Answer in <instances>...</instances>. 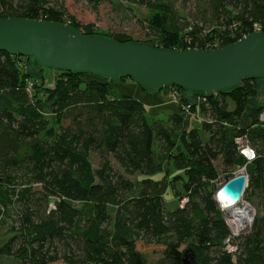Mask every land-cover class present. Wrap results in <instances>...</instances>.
Masks as SVG:
<instances>
[{"label":"trees","instance_id":"1","mask_svg":"<svg viewBox=\"0 0 264 264\" xmlns=\"http://www.w3.org/2000/svg\"><path fill=\"white\" fill-rule=\"evenodd\" d=\"M88 1L97 6L102 0ZM124 1L152 13L144 28L153 41L142 44L156 48L218 49L251 34L254 25L264 33V0H193V22L177 0ZM0 18L71 20L70 28L99 36L93 25L68 15L65 0H0ZM109 39L132 43L123 34ZM29 59L0 51V94L12 103L0 106V224L9 206H19L16 227L0 243V260L183 264V252L192 249L199 264H264V102L252 103L264 92L258 83L264 78H245L210 95L163 87L155 91L182 92L177 111L151 116L139 99L119 90L129 80L146 91L128 77L51 69L53 85L47 86L27 71ZM187 104L202 116L197 126L187 121ZM242 135L255 152L251 161L234 143ZM217 160L225 172L245 168L244 199L256 203L250 228L238 236L214 199ZM133 175L138 180L127 178ZM169 190L181 203L171 209L164 199ZM147 254L161 257L150 263Z\"/></svg>","mask_w":264,"mask_h":264},{"label":"water","instance_id":"2","mask_svg":"<svg viewBox=\"0 0 264 264\" xmlns=\"http://www.w3.org/2000/svg\"><path fill=\"white\" fill-rule=\"evenodd\" d=\"M0 51L31 57L43 68L81 71L108 80L125 76L146 91L176 86L210 95L237 87L245 78H264L261 31L218 49L175 51L85 35L66 23L0 18ZM246 187L247 174L241 171L224 178L214 199L222 195L232 205ZM182 263L199 264L192 249L183 252Z\"/></svg>","mask_w":264,"mask_h":264},{"label":"rangeland","instance_id":"3","mask_svg":"<svg viewBox=\"0 0 264 264\" xmlns=\"http://www.w3.org/2000/svg\"><path fill=\"white\" fill-rule=\"evenodd\" d=\"M195 2L193 0H177V8L180 9L181 14L186 13L188 18L187 21H192V18L196 14V7H195ZM65 7L67 10L68 15L77 23L80 25H88L91 24L93 25V31L97 35L101 36H106L111 38L114 35H126L127 38L131 40V42L135 43H144V42H152L153 38L148 37V30H146L144 27L146 26V20L151 16V12L146 9L144 6H139L135 4H129L126 3L124 0H102L97 6H95L92 2L88 0H65ZM185 17V15H184ZM71 20L67 21V24L70 23ZM193 22V21H192ZM188 31V30H187ZM186 31H183L185 33ZM24 63V61H23ZM26 64V62H25ZM34 62V60L29 59L27 61V71L30 72L33 77H39L43 76L44 77V85L46 84L47 86H52L53 85V78L55 75V71L51 70L49 68H44L43 70L40 69L39 66H37ZM42 74V75H41ZM122 83L121 81H116L115 84L119 85ZM258 83L260 85L259 88L264 86V81L258 80ZM126 87H122L119 89L122 92H125V88H129L130 91H126L128 94H131L132 87L131 84L129 83V80L125 83H123ZM150 93H154V91H150ZM160 93L163 95H167L166 98L169 99L170 102L174 103L176 105V102L173 101L172 99V94L173 91L171 89H167L166 91H160ZM135 93H132L134 96ZM179 94H182L180 92ZM194 100H196L197 96L191 95ZM190 96V97H191ZM7 98L3 95L0 94V106L3 107L7 105L6 102ZM192 101V100H191ZM264 102V92L262 95L258 98H255L252 100L253 104H256V106L260 103ZM249 106L246 108L248 110ZM43 111L45 113H49V109L46 105L43 106ZM166 115V113H164ZM194 118V117H193ZM197 120H201V117L194 118ZM246 122V114L244 113V118ZM196 123V126H197ZM191 126H193L191 124ZM92 165L94 168L97 167L98 163V158L94 155L90 157ZM113 168L116 171L120 172V168L118 165L114 162L111 161ZM217 170L219 172V178L217 182V186L220 185L224 178L229 176H234L236 173H238L242 168H237L233 171L230 172H225L223 165L220 160H217L215 162ZM246 173V171H245ZM170 175H173L170 173ZM159 175H156L154 177H158ZM128 179L131 181H136L138 180L137 175L133 176H127ZM216 186V187H217ZM176 189L181 192V187H180V182H177L175 185ZM182 195V193L180 194ZM164 199L166 201V205L168 209H171L177 205H180V201L174 197L173 193L171 190L167 191L166 195L164 196ZM241 202L237 204V208H241L242 205H246L248 209L250 210V216L251 218L247 220H251L250 223L245 224L241 229V232L247 231L253 220L254 216L256 214V203L255 202H249L246 199H244V194L240 200ZM53 206V202L49 203V206ZM217 207L222 213V216L227 224H229V230L231 232V229L235 231L237 229L235 224V221L233 219H230L227 211L223 210V208L220 206L219 202L217 201ZM18 214H19V206L17 204H14L12 206H9L7 209V215L2 218L4 221L2 224H0V243L6 239L7 237L10 236V232L8 230L12 225L16 227L17 225V219H18ZM233 223L232 225H230ZM232 234V232H231ZM147 259L150 263H154L157 261L161 255L160 254H147ZM17 261L11 257H2L0 260V264H16Z\"/></svg>","mask_w":264,"mask_h":264},{"label":"crops","instance_id":"4","mask_svg":"<svg viewBox=\"0 0 264 264\" xmlns=\"http://www.w3.org/2000/svg\"><path fill=\"white\" fill-rule=\"evenodd\" d=\"M132 87V93H135L134 96L139 99L147 108V111L149 115L151 116H161L164 115V113L167 112H176L177 111V106L170 102L165 95H163L159 91H154V93H150V91H141L138 87L135 85H131ZM125 91H130L129 88H125ZM7 105L5 107H11L12 103L7 99L6 101ZM188 123L192 125H196L197 120L194 118L187 119Z\"/></svg>","mask_w":264,"mask_h":264},{"label":"built area","instance_id":"5","mask_svg":"<svg viewBox=\"0 0 264 264\" xmlns=\"http://www.w3.org/2000/svg\"><path fill=\"white\" fill-rule=\"evenodd\" d=\"M257 31H261L260 30V26L259 25H254V30H253V32H257ZM252 32V33H253ZM262 32V31H261ZM187 49H189V48H187ZM195 49H197V48H195ZM211 49H215V48H211V47H209V49H207V50H211ZM172 50H174V49H172ZM31 83H29L28 84V88H27V91H30L31 90ZM173 91V94H172V99H173V101H175L176 102V104H177V102H178V97H179V93L176 91V90H172ZM196 100H199V98H198V96H197V98H196ZM193 104V103H192ZM190 105L191 104H187V105H185V106H183L182 107V110L184 111V113L186 114V117H187V119H190V118H198V113H192V112H190ZM259 120L260 121H264V111H262L261 113H260V115H259ZM234 143H235V145L237 146V149H238V151L245 157V159L247 160V161H251V160H253L254 159V157H255V152H254V150L251 148V146L249 145V143H248V139H247V137H246V135H242V136H239V137H236L235 139H234ZM185 202V200H183L182 201V204ZM227 224V223H226ZM228 226H229V224H227ZM230 225H231V223H230ZM230 227V226H229ZM231 228V227H230ZM242 228V227H241ZM240 228V229H241ZM231 232H232V235L233 236H238L240 233H241V230H239V228H237L235 231H233L232 229H231Z\"/></svg>","mask_w":264,"mask_h":264},{"label":"bare ground","instance_id":"6","mask_svg":"<svg viewBox=\"0 0 264 264\" xmlns=\"http://www.w3.org/2000/svg\"><path fill=\"white\" fill-rule=\"evenodd\" d=\"M244 168V167H243ZM241 169L239 172H245V168ZM238 172V173H239ZM237 174V173H236ZM216 200L219 202L220 206L223 208V210L227 211L230 219H233L235 221V224L237 228L243 227L245 224L250 223L251 220H247L251 218L250 216V210L246 205H242L241 208H237V204L240 203L241 199L239 201H236L234 204L229 205L227 204V201L222 195H216ZM231 223V221H230ZM233 223H231L232 225Z\"/></svg>","mask_w":264,"mask_h":264}]
</instances>
